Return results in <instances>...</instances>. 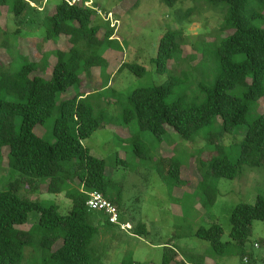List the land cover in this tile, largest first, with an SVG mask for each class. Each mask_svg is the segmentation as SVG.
<instances>
[{
  "label": "trees",
  "instance_id": "1",
  "mask_svg": "<svg viewBox=\"0 0 264 264\" xmlns=\"http://www.w3.org/2000/svg\"><path fill=\"white\" fill-rule=\"evenodd\" d=\"M72 1L59 0L48 12L33 7L35 0H0V16L5 10L18 26L37 24L34 12L41 18L40 51L46 43L67 38L62 48L34 61L22 54L23 30L10 32L0 23V51L11 58L6 64L0 62V170L5 164L19 173L6 189H0V264H28L39 257L42 264H102L93 245L95 238L100 228H109L108 234L121 226L111 224L104 212L88 209L93 192L117 207L121 224L131 225L133 219L126 221L123 215L124 187L107 174L108 160L96 157L84 145L105 126L110 107L117 111L116 121L134 131L140 165H153L170 194L190 185L183 177L188 164L197 171L194 197L206 210L218 200L220 179H237L245 166L264 168V109L259 108L264 100V0H194L196 7L181 13L177 23L204 8L224 14L214 35H201L192 45L199 53V64H192L196 55L182 56L181 32L168 31L152 59L156 73L167 79L130 93L112 87L115 73L108 72L111 64L102 52L122 48L114 27L102 20L97 3L87 7L84 1ZM182 1L160 0L170 8ZM50 57L55 58L51 67ZM94 70H100L101 83L86 86ZM125 70L140 77L147 74L143 66L129 63H122L116 74ZM39 129L45 133L40 135ZM241 130L245 131L242 141L223 144L225 135L236 136ZM47 131L48 139L43 137ZM143 132L153 135L151 143L141 141ZM172 133L191 143L202 138L207 147L191 154L186 163L175 161L167 168L171 155L155 156L161 146L172 144ZM43 189L47 194H63L71 201V211L63 215L55 202L22 194ZM31 214L38 219L25 229ZM254 221L264 222L263 196H257L254 204L241 203L233 209L227 242L220 224L195 231L189 228V232L179 226L180 234L166 243L160 264H207L208 259L229 255L238 256L243 264L254 263L246 250ZM133 233L147 237V224L137 222ZM191 237L209 242L210 250L196 253L174 244ZM121 264L155 263H137L129 256Z\"/></svg>",
  "mask_w": 264,
  "mask_h": 264
},
{
  "label": "rangeland",
  "instance_id": "2",
  "mask_svg": "<svg viewBox=\"0 0 264 264\" xmlns=\"http://www.w3.org/2000/svg\"><path fill=\"white\" fill-rule=\"evenodd\" d=\"M137 1L93 0L98 4L97 9L102 20H111H109L110 25L112 24L116 31L115 38L118 39L122 47L121 49H106L102 52L111 64L108 72L115 73L112 87L124 93H130L138 87L160 85L167 79V75L156 73V67L152 63V59L157 56L160 39L164 34L168 31L181 32L178 41L184 46L182 56L188 55L190 58L196 55L197 59L192 63L195 66L199 64L200 56L196 50L192 49V45L198 41V37L201 35H214L224 17L223 10L204 8L196 11L191 17L185 18L179 24L177 23L179 15L191 7H196L194 0H183L175 8L167 7L160 0ZM57 2L59 0H35L32 6L43 7L45 11L49 12ZM196 3L199 4L198 1ZM32 17L36 19L37 24L18 26L13 23V17L7 15L4 10L3 15L0 16V23L2 27L7 26L10 32L21 28L23 30L20 47L22 54L28 55L30 60L40 62L43 53H48L55 48H62L67 42V38L62 36L57 42L46 43L40 51L38 39L43 36V31L39 29L38 23L41 22V18L35 12ZM206 42L209 43L207 40ZM54 61L55 58L50 57V67L53 66ZM0 62L5 64L11 62V58L5 51H0ZM122 63L139 64L146 69L147 74L140 77L131 74L128 70L116 74ZM174 69L178 73L181 71L176 63ZM100 83V70H94L92 81L86 86L91 84L98 87ZM259 108L264 109V100L259 103ZM108 117L109 120H105V126L85 140L84 145L96 157L108 160L107 174L124 187L123 215L125 220L133 219V222L131 225L127 224L130 226L128 231L116 227L107 234L109 228H100L93 245L98 247L97 255H101L102 264H121L124 258L129 256H132L137 263L160 264L166 243L173 236L180 234L179 226H183L184 231L189 232V228L195 231L199 227L209 228L214 224H220L224 230L223 242H227L230 240V217L233 209L241 203L254 204L257 196L264 197V168L245 166L237 179L222 178L219 180L220 195L218 200L211 209L206 210L195 200L194 189L199 175L197 171L190 169L189 164L183 171V177L190 181V185L174 190L173 194H170V190L153 165H140V158L134 152L132 140L134 131L121 126L120 122L116 121L115 107L108 108ZM52 123L50 122V127H52ZM43 133L45 130L39 129V134L43 135ZM43 137L47 139L50 137L48 131ZM244 138L245 131L241 130L236 136L225 135L222 142L225 146H230L239 143ZM153 139L150 132L141 133L142 142L151 143ZM171 139L172 144L168 142V145L161 146L155 156L156 159H160L163 156L171 155L166 161L167 168L175 161L186 163L191 154L207 147L202 138L191 143L181 140L172 133ZM153 163L155 164V162ZM194 163L196 165L197 160ZM18 176V172L8 170L4 164L0 170V189H6L9 183L17 179ZM22 194L29 195L32 200L55 202L63 215H67L72 208L71 201L63 194H47L45 189L42 193L31 195L28 191L23 190ZM172 196L176 200L180 199L181 203L174 201ZM37 219V214H31L28 223L23 228L28 229L36 223ZM139 221L147 224L149 235L145 238H139L133 233ZM174 244L196 253L210 250L209 242L194 237L175 240ZM29 250L31 249L28 248L27 252ZM246 250L253 255L254 263L251 262V264H264V222H253ZM217 259V261L208 259L207 264L242 263L238 256L229 255ZM28 264H42V259L39 257L28 261Z\"/></svg>",
  "mask_w": 264,
  "mask_h": 264
},
{
  "label": "built area",
  "instance_id": "3",
  "mask_svg": "<svg viewBox=\"0 0 264 264\" xmlns=\"http://www.w3.org/2000/svg\"><path fill=\"white\" fill-rule=\"evenodd\" d=\"M81 1H84L87 7H93V0H73L71 3L76 4ZM110 20V19H109ZM111 21V20H110ZM112 26V24H111ZM114 27V26H113ZM87 207L92 211H100L104 212L108 217L109 221L113 225H119L123 230H129L130 226L121 224L119 221V211L116 206L106 200L100 193L93 192L89 195V199L87 201Z\"/></svg>",
  "mask_w": 264,
  "mask_h": 264
}]
</instances>
